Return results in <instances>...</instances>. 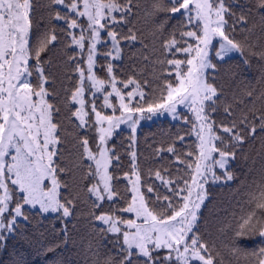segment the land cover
Instances as JSON below:
<instances>
[{"label": "snow or ice", "instance_id": "1", "mask_svg": "<svg viewBox=\"0 0 264 264\" xmlns=\"http://www.w3.org/2000/svg\"><path fill=\"white\" fill-rule=\"evenodd\" d=\"M50 4L73 49L67 58L73 75L61 92L44 67L50 58L42 59L57 41L55 29L34 37L32 0H0V243L15 232L19 219H28L26 206L72 216L76 199L68 198L67 181L78 171L93 220L114 241V252L103 264H223L220 253L214 255L201 239L198 221L207 186L232 181L237 151L247 140L264 138V92L248 91V106L237 115L215 79L214 61L242 54V43L229 32L236 23L247 27V17L232 19L233 0H155L153 12L170 14L162 19L178 20L181 27L160 41L159 94L145 100L147 82L121 78L115 63L138 40L134 28L127 27L138 0ZM254 7L264 17V0H254ZM252 55L264 59V49ZM64 112L71 128L63 123ZM145 112L182 118L192 139L178 136L182 152L175 144L159 150L171 155L174 170L150 169L142 177L135 151L130 171H118L120 155L110 140L121 124L134 134ZM134 143L133 135L129 148ZM66 155L73 157L70 162ZM244 203L229 251L250 256L248 264H264V181ZM248 233L261 238L251 252L236 239Z\"/></svg>", "mask_w": 264, "mask_h": 264}, {"label": "trees", "instance_id": "2", "mask_svg": "<svg viewBox=\"0 0 264 264\" xmlns=\"http://www.w3.org/2000/svg\"><path fill=\"white\" fill-rule=\"evenodd\" d=\"M154 2L155 0H138L131 23L127 25L134 28L138 40L134 46L125 47L122 60L115 62L116 71L121 78L133 77L141 85L147 82L142 88L145 100L149 97L154 100L159 94L161 65L155 61L160 57V41L167 37L170 30L175 28L179 31L181 27L178 20L162 19L170 14L154 13ZM32 5L33 36L39 38L55 29L57 41L49 46L42 59L44 55L50 58L44 67L51 78L50 83H54L57 91L61 92L69 83L66 77L73 75L71 62L67 59L73 50L68 45L67 30L63 22L53 19L50 0H32ZM232 11L235 13L233 20L241 15L247 17V27L236 23V30L229 32V35L242 43V54L229 57L224 62L214 61L217 63L218 73L215 79L217 86L223 89L225 102L233 103L239 115L248 106V91L254 90V96L264 92V59L252 55L253 51L264 49V17L255 9L254 0H233ZM61 14H64L62 9ZM145 56L148 57L147 60L144 59ZM138 100L139 98L134 104ZM237 100L243 102L238 107L235 103ZM259 105L260 101L257 100V106ZM62 116L65 117L63 123L71 128L67 124V113H62ZM188 127L182 118L178 121L158 119L139 127L131 148L129 144L132 133L120 130L110 140V144H114L115 151L120 155L121 167L118 171H130L131 151L136 152V163L142 177L150 169L174 170L171 155L159 150L175 144L177 151L182 152L181 142L177 138L183 135L186 141H190L192 138L187 135ZM71 148L70 144L69 149ZM72 158L66 155L65 161L70 162ZM231 172L234 177L232 181L210 183L207 186L208 198L201 208L198 231L201 239L212 248L213 254L220 253L217 259L223 264H248L250 256L247 259L242 254L234 256L230 253L229 246L233 243V229L239 221L242 208H247L244 203L247 193L255 189L256 183L264 181V138L257 136L255 140L246 141L245 147L237 151L231 164ZM67 183L68 198L76 199L73 215L66 220L60 214L43 215L38 210L26 207L28 219H19L15 232L0 243V264H103V258L113 254L112 237L99 231V222L94 221L91 216V202L84 191L85 181L80 179V173L74 172ZM119 191H124L123 182ZM236 239L242 242L244 251L251 252L260 246L261 238L257 233H248ZM53 245L56 246L54 251H48Z\"/></svg>", "mask_w": 264, "mask_h": 264}, {"label": "rangeland", "instance_id": "3", "mask_svg": "<svg viewBox=\"0 0 264 264\" xmlns=\"http://www.w3.org/2000/svg\"><path fill=\"white\" fill-rule=\"evenodd\" d=\"M236 56H240V53H234L231 57H236ZM96 102H97L98 105L102 104V99L99 98V94H98V97L96 99ZM134 102H135V100L132 101L133 104H134ZM108 111H110V110H108ZM137 115H139V114H137ZM163 118H168L171 121H178V120L181 119V118L173 119L171 114H168V113H148V112H145V113H143L142 118L139 119L137 127H136V132L134 134L131 132V129L128 127L127 124H121L119 126V128L117 129L116 133L119 132L120 130H127V131H130L132 133V135H134V137H135L140 126L146 125V124H151L152 122H155L158 119H163ZM116 133H114V135ZM114 135H113V137H114ZM217 183H219V182H217ZM27 208H30V207H27ZM30 209L39 211L38 208H36V209L30 208ZM43 215H51L52 216V215H58V214H43ZM69 218L70 217H67V218H64V219L68 220Z\"/></svg>", "mask_w": 264, "mask_h": 264}]
</instances>
